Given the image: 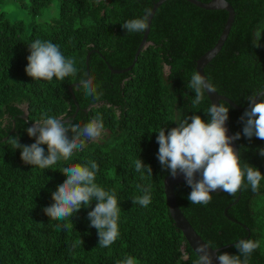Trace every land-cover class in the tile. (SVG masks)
<instances>
[{
    "label": "trees",
    "instance_id": "obj_1",
    "mask_svg": "<svg viewBox=\"0 0 264 264\" xmlns=\"http://www.w3.org/2000/svg\"><path fill=\"white\" fill-rule=\"evenodd\" d=\"M158 1L29 0L33 17L57 3V15L34 24L30 32L0 12V264H117L126 255L139 264H193L196 257L167 209L163 179L169 171L156 159V133L194 114L207 122L208 97L194 108L195 93L186 85L196 61L216 44L228 13L204 10L185 0L164 1L155 10L147 46L133 67L113 73L132 65L144 34H128L122 23L150 13ZM225 1L234 11L233 23L203 73L218 95L244 109L249 95L264 90V0ZM37 39L51 41L66 58H75L77 75L63 81L29 77L24 71L28 46ZM81 76L99 85V101L84 95ZM224 103L231 134L241 133L234 141L241 165L248 163L264 175V157L258 154L264 140L245 138L239 119L245 110ZM25 114L27 121L22 119ZM42 114L64 115L80 124L99 115L104 134L67 162L49 169L32 167L21 161L10 141L19 136L21 145L34 143L25 130ZM138 158L151 166L152 176L135 171ZM89 160L99 166L95 182L105 190L115 189L121 208L120 235L108 248L98 246L97 230L89 227L87 213L95 200L82 206L71 222L51 220L43 212L53 203L52 192L67 178L59 170ZM137 185L151 189L147 207L132 202L144 194ZM190 192L186 184L174 187L180 211L202 241L231 255L239 254L235 243L240 239L259 241L249 264H264V180L256 193L250 187L236 197L210 193L212 202L207 205L191 204ZM57 223L69 226L56 230Z\"/></svg>",
    "mask_w": 264,
    "mask_h": 264
},
{
    "label": "clouds",
    "instance_id": "obj_2",
    "mask_svg": "<svg viewBox=\"0 0 264 264\" xmlns=\"http://www.w3.org/2000/svg\"><path fill=\"white\" fill-rule=\"evenodd\" d=\"M100 3V0H96ZM149 12L142 17L127 19L122 28L128 34L143 33L148 28ZM25 73L33 80L63 81L68 76L75 77L80 71L75 58H66L59 46L51 41L35 40L29 46ZM80 87L86 97L99 101L103 92L93 78L81 76ZM188 89L195 93L192 100L193 107L199 106L208 94L215 93V87L197 70L193 71ZM248 108L239 118L242 134L251 140L256 137L264 140V90H257L247 98ZM229 107L219 101L209 103L205 114L207 122L199 115L175 123L173 128H161L156 134L159 145L156 159L162 170H168L172 178L182 174L186 186L191 189L187 199L191 204L207 205L212 202L210 193L222 190L233 197L238 192L250 187L253 193L259 191L264 175L244 163L241 165L239 153L233 150L232 143L241 138V133L228 136L225 126L229 119ZM190 121V122H189ZM29 138H35L31 145H21L19 136L11 138L14 149L20 151V159L27 165L40 169H49L58 162H67L77 153L84 151L88 144L100 140L104 134L102 117L97 115L87 123H72L64 115L47 116L41 118L26 130ZM46 146V148H45ZM258 154L264 157V148L258 149ZM135 171L152 176L150 165L141 159L134 161ZM66 175V179L59 184L51 194V203L43 209L44 214L51 220H70L81 207L87 208L93 200L95 207L87 213L89 227L95 228L98 235V246L110 247L119 237V219L121 208L117 199V192L105 190L99 186L96 174L98 164L89 160L86 164L79 163L64 166L59 170ZM144 194L132 200L134 204L147 207L151 203V189L137 185ZM71 222V220H70ZM67 223H57L56 230L67 228ZM82 244V241H80ZM75 248V245H73ZM260 247V242L252 239H240L235 243L238 255L217 253L219 264H249L252 253ZM210 246L198 244L193 248L195 260L193 264H213ZM117 264H139L138 260L126 255Z\"/></svg>",
    "mask_w": 264,
    "mask_h": 264
},
{
    "label": "water",
    "instance_id": "obj_3",
    "mask_svg": "<svg viewBox=\"0 0 264 264\" xmlns=\"http://www.w3.org/2000/svg\"><path fill=\"white\" fill-rule=\"evenodd\" d=\"M164 1H166V0H159L157 3H155L153 5L152 10H151L149 17H148V25L149 26L144 31L143 38H142L140 45L136 51L135 58L133 60L132 65L130 67H128L127 69L122 70V71L113 70V73L122 74L124 72L129 71L133 67V65L136 62V59L139 56L141 50L147 46L146 41H147V37H148V33H149L150 22H151V19L155 13V10ZM185 1L195 5L198 8L204 9V10H224L228 13V18H227L226 23L224 25L223 31H222L220 37L218 38L216 44L214 45V47L212 49L207 51L204 55H202L196 61V68L195 69L197 71H199L204 76V73H203L204 67L220 52V50H221V48H222V46H223V44H224V42L228 36V33L230 31V28H231V25H232L233 19H234V11H233L232 7L225 0H211L208 3H202V2L197 1V0H185ZM88 57H89V54L87 55L86 65L88 62ZM109 69L111 70L110 67H109ZM87 73H88V71H87ZM69 91H70V93H72V87H69ZM208 95H209L208 100L212 103H217L219 101H223V102H226L227 104H229L234 109L240 110V111H242V110L244 111L248 108V107H246V108L242 109V108L237 107L234 103H232L227 98L218 95L216 93V91H215V93L208 94ZM22 119L27 121L28 120L27 115L25 114L24 116H22ZM225 126L228 129L227 135L232 136L227 123ZM231 146L233 147V150L238 153V149L236 147L235 142H233ZM178 184H186L185 179H184L182 174H178L175 179L172 178L170 175L163 179V187H164V195H165L166 205H167L169 215H170L171 219L173 220L175 226L177 227V229L180 230V232L182 233L187 245L193 251V248L196 245L206 244V243L204 241H202V239L197 235V233L194 231V229L191 227V225L185 219V217L183 216L182 212L180 211V209L177 205L176 198L174 195V187ZM221 192H223V191L218 189V190L212 192L211 194H217V193H221ZM219 250H221V249L216 250V249L211 248L209 250L211 255H212L213 264H219V261L216 259V256H217V253Z\"/></svg>",
    "mask_w": 264,
    "mask_h": 264
},
{
    "label": "rangeland",
    "instance_id": "obj_4",
    "mask_svg": "<svg viewBox=\"0 0 264 264\" xmlns=\"http://www.w3.org/2000/svg\"><path fill=\"white\" fill-rule=\"evenodd\" d=\"M29 0H3L0 4V12L10 21H19L25 32H30L33 25L52 19L57 15V3L54 2L49 9L41 15L33 17L28 9Z\"/></svg>",
    "mask_w": 264,
    "mask_h": 264
}]
</instances>
